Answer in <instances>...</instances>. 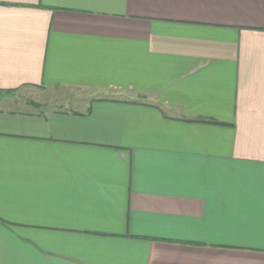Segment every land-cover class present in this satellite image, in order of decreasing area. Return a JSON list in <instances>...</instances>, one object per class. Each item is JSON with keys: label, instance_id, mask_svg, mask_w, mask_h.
I'll list each match as a JSON object with an SVG mask.
<instances>
[{"label": "crops", "instance_id": "crops-1", "mask_svg": "<svg viewBox=\"0 0 264 264\" xmlns=\"http://www.w3.org/2000/svg\"><path fill=\"white\" fill-rule=\"evenodd\" d=\"M0 264H264V0H0Z\"/></svg>", "mask_w": 264, "mask_h": 264}]
</instances>
